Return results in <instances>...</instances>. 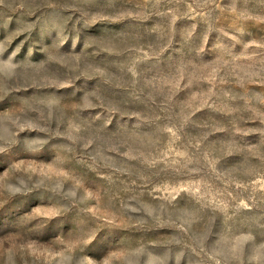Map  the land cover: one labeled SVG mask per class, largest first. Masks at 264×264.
Masks as SVG:
<instances>
[{
	"label": "rangeland",
	"instance_id": "1",
	"mask_svg": "<svg viewBox=\"0 0 264 264\" xmlns=\"http://www.w3.org/2000/svg\"><path fill=\"white\" fill-rule=\"evenodd\" d=\"M0 264H264V0H0Z\"/></svg>",
	"mask_w": 264,
	"mask_h": 264
}]
</instances>
